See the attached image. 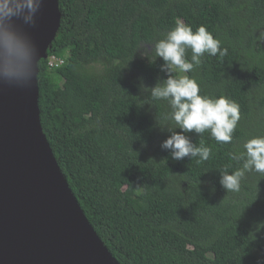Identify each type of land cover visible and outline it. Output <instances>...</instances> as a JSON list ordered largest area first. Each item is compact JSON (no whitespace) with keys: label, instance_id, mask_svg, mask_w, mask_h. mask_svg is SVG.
<instances>
[{"label":"trees","instance_id":"16d2710c","mask_svg":"<svg viewBox=\"0 0 264 264\" xmlns=\"http://www.w3.org/2000/svg\"><path fill=\"white\" fill-rule=\"evenodd\" d=\"M58 34L39 62L44 132L89 221L121 264H264V176L227 193L220 171L264 136V0H60ZM220 41L190 73L200 94L239 105L231 143L189 133L207 161L174 160L166 101L138 90L166 79L142 51L177 22ZM190 60L191 51L186 53ZM177 131H180L177 129ZM215 189L214 191L212 189Z\"/></svg>","mask_w":264,"mask_h":264},{"label":"water","instance_id":"95a60500","mask_svg":"<svg viewBox=\"0 0 264 264\" xmlns=\"http://www.w3.org/2000/svg\"><path fill=\"white\" fill-rule=\"evenodd\" d=\"M59 2L43 0L27 29L38 66L60 29ZM38 75L23 88L0 79V264H121L89 221L44 132Z\"/></svg>","mask_w":264,"mask_h":264},{"label":"clouds","instance_id":"9594fccd","mask_svg":"<svg viewBox=\"0 0 264 264\" xmlns=\"http://www.w3.org/2000/svg\"><path fill=\"white\" fill-rule=\"evenodd\" d=\"M42 4L43 0H0V79L21 88L30 86L39 72V53L27 29L35 25ZM151 45V51L144 48L146 51L141 55L162 58L160 71L167 78L158 79L154 86L146 85L141 79L138 90L147 95L146 103L163 100L170 108L169 119L174 122V128H167L170 135L161 143V149L169 151L177 161L186 157L207 161L210 149L198 147L188 134L201 135L208 131L217 142L231 143L240 120L239 105L226 96L201 95L195 78L177 75L175 70L192 72L200 66L205 54L216 56L220 52V41L204 25L194 31L179 21ZM189 50L190 60L186 56ZM236 158L243 159L242 167L231 172L220 171L219 183L227 193L238 192L242 180L250 173L264 176V136L246 140Z\"/></svg>","mask_w":264,"mask_h":264}]
</instances>
